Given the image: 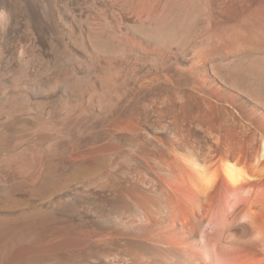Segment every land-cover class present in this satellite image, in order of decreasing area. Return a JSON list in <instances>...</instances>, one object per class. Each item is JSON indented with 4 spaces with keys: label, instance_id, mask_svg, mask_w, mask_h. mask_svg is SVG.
<instances>
[{
    "label": "bare ground",
    "instance_id": "obj_1",
    "mask_svg": "<svg viewBox=\"0 0 264 264\" xmlns=\"http://www.w3.org/2000/svg\"><path fill=\"white\" fill-rule=\"evenodd\" d=\"M0 201V264H264V0H0Z\"/></svg>",
    "mask_w": 264,
    "mask_h": 264
},
{
    "label": "rangeland",
    "instance_id": "obj_2",
    "mask_svg": "<svg viewBox=\"0 0 264 264\" xmlns=\"http://www.w3.org/2000/svg\"><path fill=\"white\" fill-rule=\"evenodd\" d=\"M37 201L38 200H36V199H32V200H30L28 202H18V203H14V204H20L22 206H28V205L29 206H33V205H35L37 203ZM2 206H4V203L0 201V207H2Z\"/></svg>",
    "mask_w": 264,
    "mask_h": 264
}]
</instances>
